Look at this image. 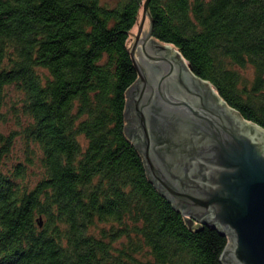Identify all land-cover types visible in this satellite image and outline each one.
I'll return each instance as SVG.
<instances>
[{"label": "trees", "instance_id": "obj_1", "mask_svg": "<svg viewBox=\"0 0 264 264\" xmlns=\"http://www.w3.org/2000/svg\"><path fill=\"white\" fill-rule=\"evenodd\" d=\"M144 0H0V108L41 176L0 170V264H222L228 237L190 227L150 181L125 133L128 47ZM174 46L240 115L264 128V0H149ZM250 70L248 77L244 72ZM0 132V162L13 143Z\"/></svg>", "mask_w": 264, "mask_h": 264}, {"label": "water", "instance_id": "obj_2", "mask_svg": "<svg viewBox=\"0 0 264 264\" xmlns=\"http://www.w3.org/2000/svg\"><path fill=\"white\" fill-rule=\"evenodd\" d=\"M148 2L129 47L137 78L126 90L125 133L187 224L228 237L222 264H264V128L152 36Z\"/></svg>", "mask_w": 264, "mask_h": 264}, {"label": "rangeland", "instance_id": "obj_3", "mask_svg": "<svg viewBox=\"0 0 264 264\" xmlns=\"http://www.w3.org/2000/svg\"><path fill=\"white\" fill-rule=\"evenodd\" d=\"M141 15L139 16V19L137 23L134 25L132 30L130 31V36L128 39V47H130L132 43V33H136L138 23L140 21ZM149 21L146 18L144 25H143V32L146 33L148 30ZM248 77L251 76L250 70H246L244 72ZM21 93L18 91V89L14 85H9L5 89V98L3 105L0 108V132L4 136H8L13 132V143L9 148V151L2 156L1 162H0V170L4 171L6 174L8 173H14L15 167L19 163H23L26 165L25 169V176L26 181L30 184V186H33L35 182L39 179L41 176L40 168L37 160L35 159V153L37 155V152H34L33 158L34 163L30 166L26 162L25 158L28 155V148L34 149L32 145H26L24 141V136L22 133L21 125L20 123H24L26 120L22 116H18L19 114H15V112H19V98ZM30 156V155H28Z\"/></svg>", "mask_w": 264, "mask_h": 264}]
</instances>
